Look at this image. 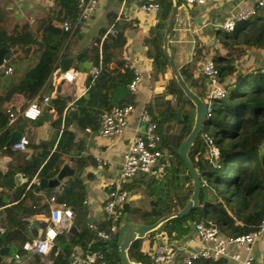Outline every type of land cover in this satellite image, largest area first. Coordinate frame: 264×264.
Wrapping results in <instances>:
<instances>
[{
	"label": "trees",
	"instance_id": "trees-1",
	"mask_svg": "<svg viewBox=\"0 0 264 264\" xmlns=\"http://www.w3.org/2000/svg\"><path fill=\"white\" fill-rule=\"evenodd\" d=\"M158 2L160 3L159 23L154 30H151L145 43L150 46L148 54L153 62L152 78L159 81V86L162 88L160 93L167 99L158 106L160 109L155 110V106L148 104L146 111L157 125L164 151L163 160L166 158L164 160L166 168L161 176L141 174L130 182L122 184V188L130 191L131 194L126 202L116 209L114 224L117 229L122 226L124 216L141 221L152 219L155 222L184 207L186 202L176 203L167 194L169 184L164 178L169 170L174 177L185 174L189 195L192 194V180L179 157L178 149L192 130L195 107L178 86L163 55L162 33L171 11V3L169 0H158ZM76 4L77 0H54L55 19L73 21L76 16ZM258 9L261 11L260 16L253 21L248 19V23H251V32L238 34L237 29L232 38L241 39L245 45L264 48V6ZM51 21V18L41 20L34 32L27 25L17 27L9 33L0 29V48L5 47L11 57L8 66L15 64L20 55L37 57V63L24 74L16 86L12 87L6 95L0 92V153L2 154H11L10 148H5L9 132L5 129L7 117L2 109L4 102L9 101L14 94H22L28 101L35 97L46 84L59 58L69 54L65 50L61 52L69 34L62 32V38L56 43L45 38V28ZM51 31L55 34L59 33L55 28H51ZM124 41L122 33L117 31L114 38L108 37L102 43V71L94 84L88 88L86 92L88 98L82 96L75 102L78 110V118L75 121L77 127L97 130L99 115L110 109V104L114 103L113 96L118 92L122 95L129 91L128 84L133 74L128 70L120 74L117 68H110V63L114 60L116 52L123 47ZM98 43L99 38L96 39L91 50H83L77 54L76 60L82 61L96 57ZM215 64L219 78L223 77L219 59L215 61ZM179 73L189 89H194L202 101L206 100L207 86L205 88L203 84V79L206 81V78L203 76L198 81L193 80L183 69H180ZM0 78L3 80L2 74ZM89 84L90 77L86 80V86ZM226 91L225 98L215 102L216 105H210L202 131L188 151V158L200 176V183H205L200 189L199 206L184 218L173 219L164 227L163 232L169 237L185 236L189 222L193 224L202 222L214 226L227 238L235 237L255 231L264 215V73L258 71L253 75L240 74L235 90L226 89ZM170 97L173 99L172 104L169 101ZM128 103L129 101L124 105ZM124 105L117 104V106ZM63 108L64 106L58 109L59 113H62ZM69 123L72 121L66 117L65 124ZM202 134H207L218 150L216 166L212 163ZM175 135L179 137L177 141L174 140ZM73 139V134L64 129L51 155L43 154L35 158L30 166L18 168V171L29 180L34 176L47 179L54 177L64 160L63 156L70 153ZM45 159V164L39 169ZM78 162V160L72 161L77 172L81 167ZM32 187L28 191L24 187L18 195V198L24 195L23 198L4 209L6 220L4 228L8 231V235L2 240L0 234V247L14 243L20 255L25 253L22 245L26 241L23 218L43 211V208L38 210L34 205ZM140 187L142 190L138 192ZM83 199L84 187L78 174L65 184L62 194L57 197L58 202L66 203L72 211L82 207ZM5 205L6 203L0 197V208ZM110 224L111 220H105L97 225V228L104 230ZM57 242L61 246L56 245L49 253L52 264H66L74 246L80 247L82 252L108 247L109 250L104 255L106 264H121L117 252V232L110 241L104 242L97 238L94 230L83 227L78 228V232L60 234ZM127 255L129 261L135 264H152L151 257L147 253L133 250L128 251ZM196 263L224 264L225 262L218 259L193 262V264ZM33 264H41L40 258L35 257Z\"/></svg>",
	"mask_w": 264,
	"mask_h": 264
},
{
	"label": "crops",
	"instance_id": "crops-1",
	"mask_svg": "<svg viewBox=\"0 0 264 264\" xmlns=\"http://www.w3.org/2000/svg\"><path fill=\"white\" fill-rule=\"evenodd\" d=\"M141 1L98 0L96 9L89 14L88 18L82 22L74 34L69 35L61 51H68V56L59 58L50 77L39 93L29 101L22 94H14L9 101L4 102L2 108L4 114L6 109H11L19 116V112L24 110L35 98H39L41 116L36 121L18 118L13 125L8 126L6 124L5 129L9 132L7 142L10 139V134L19 130L22 125V134L29 141V145L24 151L15 152L12 146L6 147V142L5 148H10L11 154L0 153V176L2 177L0 179V197L6 203L5 206L0 208L1 236L3 232H7L8 235V231L4 228L6 225L4 209L21 200L24 195L18 198L20 191L24 187L26 190V187L31 184L35 198L34 205L38 210L43 208V211L30 215L32 217L31 221L23 220L25 223V242L34 238H41L47 224L49 210L46 199L54 193L55 189H62L76 174H78L84 187V199L82 207L73 211L74 217L71 227L75 228V232H78V228L88 227L89 224L97 226L105 221L103 205L108 198L109 184L118 182L121 162L127 147L136 133H141L144 130L145 125L140 119L142 110H146L148 104L155 106L154 108L157 110L158 106H161L167 99V97L163 98L160 93L162 88L159 86V81L152 78L153 62L148 54L150 46L145 43L151 30H154L159 23V12L149 17H144L139 12ZM169 1L171 3L170 16L174 8V0ZM55 10L54 0H0V29L9 33L17 27L27 25L34 32L41 20L51 18L52 21L45 28L44 36L48 41L56 43L62 38L63 33L60 30V22L62 20L55 19ZM246 11L254 12L249 17L251 21L260 16L261 11L258 9L257 0H207L205 4L198 6H187L181 0H178L167 42V51L173 52L174 62L178 71L183 69L187 74H190L189 77L198 81L203 77L202 67L204 63L207 60L215 62L219 59V66L224 74L219 79L226 89L237 87L240 74L253 75L258 71L263 72L264 48L245 45L241 39H234L230 36V33H226L221 29L222 24L227 19L234 18ZM167 22L168 20L166 24ZM112 25L117 31L122 33L125 41L123 47L116 52L114 60L110 63V68H117L118 73L124 74L127 71L125 67L132 65L137 68L142 77L136 92L126 91L122 95L120 94L121 92H118L112 98L114 103L110 104L112 107L117 106L118 103L124 105L129 101L128 104L134 106V111L128 118V127L122 135L107 138L98 134L99 127L97 130H92L89 127L81 129L77 127L74 120L68 117L69 111L76 110L78 118V110L74 103V106L68 110L66 115L72 123L66 125L64 120V127L62 128V113H59L58 109L65 106L66 102L74 100L76 102L82 97L78 96L87 87L86 80L89 78L91 68L96 63L95 58L97 56L82 61H77L75 57L83 50H91L95 45L96 39L99 38L100 40L101 36ZM51 28H55L59 33H53ZM237 29L238 34L250 33L251 23H248V20L239 23ZM163 35L164 32L162 33V38ZM72 40H75L73 47L68 49ZM96 48L98 49V47ZM19 57V60L13 65L8 66L11 59L10 55L9 59L3 63V70L0 73V75H3V80L0 78V92L3 95H6L12 87L16 86L24 77V74L37 63L36 56L23 57L20 55ZM66 58L74 60L70 69H73L78 77L68 87L70 91L58 79L59 74L56 75L60 60ZM84 63H86L85 66L83 65ZM7 68H11V72L5 74ZM203 84L206 88L205 79H203ZM192 91L196 93L194 89ZM83 97L88 98V95L85 93ZM43 98H48V102H41ZM169 101L172 104L173 99L170 97ZM64 129L71 132L74 139L70 153L63 156L64 160L60 164L59 169L63 164H68L74 170V175L64 179L55 189L36 192L37 182L40 178L34 176L29 180L27 176L18 171V168L30 166L35 158H39L43 154L51 155ZM178 139V136H174L175 141ZM77 160L81 166L78 172L74 168V163H72V161L76 162ZM45 162L46 159L42 162L39 169ZM165 174L166 178L164 179L169 184L168 196L176 203H187L191 195H189L185 174H178L174 177L170 170ZM16 175H20L22 179L27 180L21 183L20 190L17 193H15L16 185L10 188L3 184L4 180ZM141 190V187L138 188V192H141ZM129 194H131L130 191ZM129 218L135 224H153L156 222L152 219L141 221L132 217ZM163 229L160 232L149 233L142 238L134 240L129 245L127 254L128 251L138 250L147 253L151 257L155 254L158 247L166 246L175 254L174 259L168 264H183L185 258L191 253L199 251L204 246L195 235L193 223H188V232L181 238H177L175 235L169 237L163 232ZM118 230L119 228L117 233ZM66 232L69 231H65L63 234ZM7 235L1 239L4 240ZM59 246L61 245L57 242V247ZM2 247H9L17 252L14 243L2 245L0 248ZM72 250L82 251L78 246L72 247ZM229 251L231 253L244 254L243 250L234 246H231ZM250 254L253 257L254 264H264V233L257 238ZM12 256H0V264H33L34 258L38 257L30 253H24L21 261L14 262L11 258ZM45 259L47 264H52L49 256ZM219 259L224 260V264H235L225 258ZM40 263L44 262L40 260Z\"/></svg>",
	"mask_w": 264,
	"mask_h": 264
},
{
	"label": "built area",
	"instance_id": "built-area-1",
	"mask_svg": "<svg viewBox=\"0 0 264 264\" xmlns=\"http://www.w3.org/2000/svg\"><path fill=\"white\" fill-rule=\"evenodd\" d=\"M187 6L203 5L207 0H181ZM98 0H77L76 16L73 21L64 19L60 22L61 32L69 35L74 34L86 20L91 12L96 9ZM257 6H264V0H257ZM160 11V3L158 0H142L139 5V12L144 17L157 14ZM253 11L242 12L234 18L227 19L221 26L222 31L226 33L235 32L239 23H243L253 15ZM116 29L114 25L110 26L106 32L101 36L98 43V54L96 63L89 72L90 84L79 94L78 97L83 96L90 86L94 84L96 78L100 75L103 68L102 43L108 38L116 36ZM126 70L132 72L133 77L128 84V89L131 92H136L142 77L134 66H126ZM11 72V68L5 70V74ZM264 73V71H263ZM202 74L206 78L207 97L206 108L207 113L210 111V104L215 100H221L226 97L227 91L219 79V72L213 60H207L202 67ZM77 74L73 69H68L59 74L58 79L67 88L70 87L76 80ZM68 91L69 88H68ZM78 99V98H77ZM41 102H48V98L41 99ZM75 100L66 102L62 112V128L64 127V120L68 110L74 106ZM134 111V106L131 104L124 106H112L110 109L103 111L99 115V129L98 134L101 137L120 136L128 127V118ZM7 125L11 126L22 118L28 121H36L41 116V107L39 98H35L24 110L16 114L11 109H6ZM141 121L145 127L143 132L136 133L132 141L129 143L127 150L123 156L119 180L116 183L109 184L108 198L103 205V213L105 220H111V224L107 229L100 230L94 224H89L88 228L96 232L98 239L108 242L117 232V227L114 222L116 219V209L121 207L130 194L128 190L122 188L123 183L130 182L133 178L141 174H153L161 176L165 172L166 164L163 160L164 151L161 146L160 136L157 132V125L152 120L149 113L144 109L140 115ZM202 138L208 148L209 156L212 158L214 166L217 165L218 150L215 147L212 139L207 134H202ZM29 145L26 137L12 145L15 152L24 151ZM201 184V183H200ZM203 182L201 186H204ZM31 184L26 187V191L30 190ZM62 194V189H55L54 193L46 199L48 204L47 224L41 238H34L22 245V250L25 254L30 253L40 258L42 262L46 263V257L49 256L50 251L57 245V238L60 234L67 231L71 227L73 220V211L64 202H58L57 197ZM24 221H31L32 217L27 216ZM194 232L197 238L204 244V246L197 252L191 253L184 259L183 264H193L196 260H217L219 258L228 259L235 264H254L252 255L250 254L252 246L257 238L264 233V215L261 218L257 229L247 234L238 235L235 237L225 238L221 236L219 231L211 225L205 223L194 224ZM234 246L243 250L244 254L238 252L231 253L229 248ZM109 250L108 247L104 249H96L92 251L78 252L72 250L67 258L66 264H106L104 260L105 253ZM174 252L166 246L157 248L154 255L151 256L152 264H168L174 259ZM22 255L17 252L11 257L14 262L22 260Z\"/></svg>",
	"mask_w": 264,
	"mask_h": 264
},
{
	"label": "water",
	"instance_id": "water-1",
	"mask_svg": "<svg viewBox=\"0 0 264 264\" xmlns=\"http://www.w3.org/2000/svg\"><path fill=\"white\" fill-rule=\"evenodd\" d=\"M177 5H178V0H174V8L172 9V12L169 16L168 22L164 30V35L162 38V51H163L164 57L166 58L168 62L170 71L172 75L174 76V78L176 79L178 86L182 89L183 93L193 103L195 107V117H194V124H193L192 130L178 149L179 157L181 158L192 180V194H191L189 201L185 204V206L181 210L169 216H164L153 224H135L132 222V220L128 216H125L123 220V225L119 228L118 233H117V248H118L117 252H118V258L121 264H134L133 262H130L127 257V249L134 240L138 238H142L146 234H149V233L162 231V229L171 220L184 218L192 210L196 209L199 206V195H200V189H201L200 176L188 158V151L191 145L193 144L194 140L199 136V134L202 131V127L205 123V119L207 116V108H206L204 101H202L196 95V93L190 90L189 87L184 82L174 62L173 52L167 51L168 36L172 29ZM8 59H9V55L7 54V49L5 47H1L0 48V73L3 70L4 61H7ZM73 63H74V60L71 58L60 60L57 71H56V75L60 74L63 71L70 69ZM83 65L85 66L86 63H84ZM217 101L218 100H215L214 102H217ZM68 117L71 120L76 121L77 111L76 110L69 111ZM22 136L23 134H22V125H21L19 130L14 131L10 134V139L8 140L6 144V147L12 146L13 144L17 143L21 139ZM73 175H74V170L71 169L68 166V164H63L62 167L58 170V173L56 174L55 177L50 178V179L40 178L38 180L36 192H39L40 190L55 189L57 186H59V184L64 179L70 178ZM26 181L27 180L22 179L20 175H16L14 177H9L6 180H4L3 184H5L6 186H9L10 188H13L14 185H16L15 193H17L20 190L21 183L26 182ZM67 231L74 233L76 230L75 228L70 227L67 229ZM6 235H7V232H3L1 238L3 239ZM15 253H16V250H11L9 247L0 248V256H9V255H14Z\"/></svg>",
	"mask_w": 264,
	"mask_h": 264
},
{
	"label": "rangeland",
	"instance_id": "rangeland-1",
	"mask_svg": "<svg viewBox=\"0 0 264 264\" xmlns=\"http://www.w3.org/2000/svg\"><path fill=\"white\" fill-rule=\"evenodd\" d=\"M232 35H234V32H231V33H230V36H232ZM74 42H75V40H72V41L70 42L68 49H71V48L73 47ZM12 80H14V79L12 78ZM12 82H13V81H12ZM12 82H11V83H12ZM229 90H235V87H234V88H233V87H230ZM203 101L206 102V100H203ZM211 104L216 105L215 102H211ZM211 104H210V105H211ZM175 136H177V135H175ZM41 264H45V263H41Z\"/></svg>",
	"mask_w": 264,
	"mask_h": 264
}]
</instances>
